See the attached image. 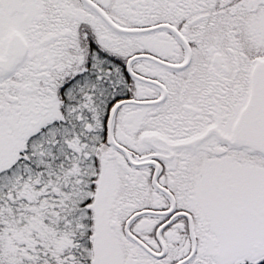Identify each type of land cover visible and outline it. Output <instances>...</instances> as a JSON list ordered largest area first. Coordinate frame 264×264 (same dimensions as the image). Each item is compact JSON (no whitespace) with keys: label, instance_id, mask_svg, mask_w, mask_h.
<instances>
[{"label":"snow or ice","instance_id":"1","mask_svg":"<svg viewBox=\"0 0 264 264\" xmlns=\"http://www.w3.org/2000/svg\"><path fill=\"white\" fill-rule=\"evenodd\" d=\"M0 264H264V0H0Z\"/></svg>","mask_w":264,"mask_h":264}]
</instances>
